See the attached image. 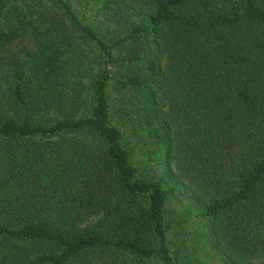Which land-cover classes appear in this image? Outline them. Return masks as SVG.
<instances>
[{
    "label": "trees",
    "instance_id": "1",
    "mask_svg": "<svg viewBox=\"0 0 264 264\" xmlns=\"http://www.w3.org/2000/svg\"><path fill=\"white\" fill-rule=\"evenodd\" d=\"M0 264H264V0H0Z\"/></svg>",
    "mask_w": 264,
    "mask_h": 264
},
{
    "label": "rangeland",
    "instance_id": "2",
    "mask_svg": "<svg viewBox=\"0 0 264 264\" xmlns=\"http://www.w3.org/2000/svg\"><path fill=\"white\" fill-rule=\"evenodd\" d=\"M173 207H177V206H174L173 205ZM174 218L177 220V217L176 216H174ZM191 232L193 233V235H191V237H193L194 240H195V236H197L196 233H195V226L193 228H191ZM202 255L204 256L205 255V252Z\"/></svg>",
    "mask_w": 264,
    "mask_h": 264
}]
</instances>
